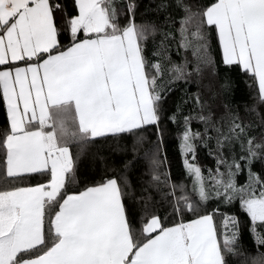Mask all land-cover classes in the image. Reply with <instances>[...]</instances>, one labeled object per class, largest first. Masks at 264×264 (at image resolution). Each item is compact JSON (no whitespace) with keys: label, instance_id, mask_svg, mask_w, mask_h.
Returning a JSON list of instances; mask_svg holds the SVG:
<instances>
[{"label":"snow or ice","instance_id":"6c2138e0","mask_svg":"<svg viewBox=\"0 0 264 264\" xmlns=\"http://www.w3.org/2000/svg\"><path fill=\"white\" fill-rule=\"evenodd\" d=\"M74 8L0 0V264H264V0ZM221 65L248 77L244 115ZM169 123L179 182L162 155ZM89 163L103 174L81 183Z\"/></svg>","mask_w":264,"mask_h":264},{"label":"trees","instance_id":"16d2710c","mask_svg":"<svg viewBox=\"0 0 264 264\" xmlns=\"http://www.w3.org/2000/svg\"><path fill=\"white\" fill-rule=\"evenodd\" d=\"M60 2L64 5L66 11L69 14H75L76 10L74 8V0H60ZM63 42L67 43V41H63ZM215 47L216 46L214 43V48ZM213 54L216 55V58L218 60L220 59L218 51H214ZM171 55L173 60L179 61L180 57L179 55H177L175 50L171 53ZM221 75H229L234 81L235 86L233 92L231 93V99L234 105L240 106L241 115H244V105L246 103L251 104L252 102L250 99V89L248 87V84L250 83L248 77L235 68L229 70L225 68L223 65H221ZM190 91L195 92L196 91L195 87H191ZM179 96L180 93L178 91L169 95L165 104V108L168 110L166 111L165 115H168L171 110H174L175 103L179 98ZM261 111H264V108H262ZM5 119H6L5 110L2 106H0V127L3 126ZM248 119H255V117L249 116ZM153 130L154 129H150L149 131H153ZM162 155L166 156L167 158L166 169L170 171L173 181L179 182L180 180L184 179L183 162L178 150L177 128L175 125H172L170 123L166 125V133L163 140ZM197 162L206 168L214 167V162L212 160V157L208 155L207 150H200L198 152ZM144 163L145 162L143 160L140 161V164L138 165V168H140V170L143 169ZM259 168H260V164L257 163L255 165L254 170H259ZM102 174H103V167L99 163L96 164L89 163L87 166L85 165L81 166L78 179L81 183L91 182L93 180L99 179ZM245 179H246V173L238 177L240 183H243ZM211 207H215V204L211 205ZM222 210L228 211L229 209L224 208ZM231 212H233L235 215H237L240 218L241 233H242L241 243L244 245V250L251 256H255L257 254L256 248L254 247V244L251 240V237L247 229L246 215L242 213L238 203H236L235 206L231 208ZM163 214L164 213L162 211L161 215ZM260 251L264 252V248H261ZM234 264H239V261H234Z\"/></svg>","mask_w":264,"mask_h":264}]
</instances>
